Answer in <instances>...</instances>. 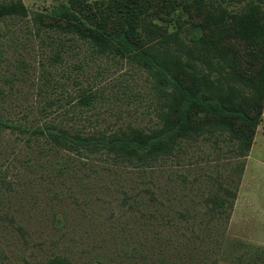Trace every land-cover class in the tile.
Masks as SVG:
<instances>
[{
    "label": "rangeland",
    "instance_id": "374dc122",
    "mask_svg": "<svg viewBox=\"0 0 264 264\" xmlns=\"http://www.w3.org/2000/svg\"><path fill=\"white\" fill-rule=\"evenodd\" d=\"M62 1L23 0L27 15L6 20L0 114L71 133L159 125L166 100L154 77L52 25L48 13ZM72 1L140 46L168 50L185 84L204 72L260 121L240 134L202 119L172 154L146 164L3 130L0 264H264V0ZM190 24L201 26L198 44ZM89 90L98 94L87 106Z\"/></svg>",
    "mask_w": 264,
    "mask_h": 264
},
{
    "label": "trees",
    "instance_id": "16d2710c",
    "mask_svg": "<svg viewBox=\"0 0 264 264\" xmlns=\"http://www.w3.org/2000/svg\"><path fill=\"white\" fill-rule=\"evenodd\" d=\"M25 15L27 9L23 0H0V37L4 35L3 29L7 26L8 18ZM48 17L52 19V25L78 35L92 43L99 51L133 59L145 68L154 77L159 91L166 100V109L160 114L161 122L149 132L130 126L127 131L96 129L89 133H71L51 122L28 128L21 122H14L0 114V135L3 130L10 128L21 133H31L39 138L43 137L51 145L75 153L105 151L114 157L146 164L159 156L172 154L179 139L190 137V128L202 119L213 117L223 121L230 128H234L236 124L241 131L240 134L243 133V129H253L259 124V112L250 113L245 108L230 105L227 97L213 85L204 72L199 75L196 71L191 72L189 75L191 83L185 84L180 75L174 73L170 67V59L175 60V57L170 55L168 50L157 49L154 46L142 47L132 37V33L109 30L105 22H99L84 10L76 8L72 0L54 5ZM130 26V31L134 32L135 25ZM186 29L190 40L198 44L201 26L190 24ZM1 78L0 69V80ZM97 94L96 91L89 90L81 95V102L89 106ZM222 199L218 198L220 202ZM131 248L137 247L131 245ZM161 260L160 258V264H162ZM153 263L157 264L155 261ZM46 264H68V261L65 257L56 256ZM173 264L179 263L173 262Z\"/></svg>",
    "mask_w": 264,
    "mask_h": 264
}]
</instances>
